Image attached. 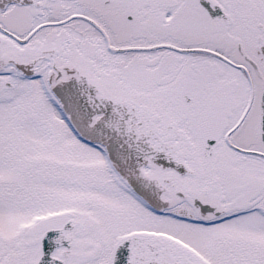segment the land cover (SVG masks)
Listing matches in <instances>:
<instances>
[{
    "label": "snow or ice",
    "instance_id": "6c2138e0",
    "mask_svg": "<svg viewBox=\"0 0 264 264\" xmlns=\"http://www.w3.org/2000/svg\"><path fill=\"white\" fill-rule=\"evenodd\" d=\"M0 264H264V0H0Z\"/></svg>",
    "mask_w": 264,
    "mask_h": 264
}]
</instances>
